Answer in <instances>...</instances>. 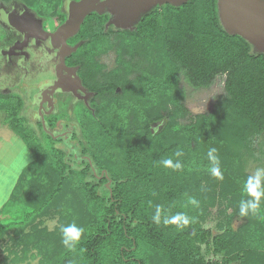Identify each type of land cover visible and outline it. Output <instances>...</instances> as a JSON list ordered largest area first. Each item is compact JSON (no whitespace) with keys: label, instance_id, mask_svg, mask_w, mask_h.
<instances>
[{"label":"trees","instance_id":"1","mask_svg":"<svg viewBox=\"0 0 264 264\" xmlns=\"http://www.w3.org/2000/svg\"><path fill=\"white\" fill-rule=\"evenodd\" d=\"M58 1L54 17L63 21L65 0ZM24 7L44 19L32 5ZM109 19L108 14L87 16L71 39L70 45L78 48L67 59L78 66L83 85L94 93L79 116L85 118L81 133L87 143L79 144L81 161L72 158V166L66 164L65 157L44 151L24 131L17 121L22 107L18 95L10 104L7 95L0 100L10 128L34 156L0 210V216L11 214L0 222V243H11L8 253L14 261L37 264H205L199 245L205 246L206 254L222 253L232 235L230 226L218 235L203 229L199 210L187 198L205 201L201 191L211 195L215 189L228 207L247 198L245 164L252 155L246 154L264 135V53L226 32L217 0L166 3L141 15L131 31H114L112 26L105 30ZM95 46L119 51L116 68L105 77H100L102 66L93 65L82 52ZM125 54L129 60L121 58ZM151 67L154 73L147 70ZM180 73L194 89L208 88L220 77L224 90L214 111L184 126L175 124L186 114L183 107L158 109L162 98L177 99ZM134 86L139 90L132 95L116 92H129ZM104 94L113 104L100 102ZM164 112L168 122L163 134H168L155 146L148 123L164 118ZM211 148L217 149L222 180L210 173ZM176 151L183 155L177 157ZM164 159L178 161L182 168H165ZM94 166L105 175L96 177ZM157 205L162 206V220L163 214L184 213L192 223L183 230L155 224ZM260 209L264 211V201ZM56 215L60 226L48 234L43 219ZM72 223L85 230L75 251L63 246L60 232L61 225ZM247 239L235 236L238 251L222 264H253L249 250L242 249Z\"/></svg>","mask_w":264,"mask_h":264},{"label":"rangeland","instance_id":"2","mask_svg":"<svg viewBox=\"0 0 264 264\" xmlns=\"http://www.w3.org/2000/svg\"><path fill=\"white\" fill-rule=\"evenodd\" d=\"M1 1L7 0H0V2ZM13 1H16L18 4L21 3L20 5L22 6H25L26 4L32 5L34 9H36L38 13L44 18L43 21L46 23L45 28L47 30H53L54 27L59 23L60 19L54 17V14L59 8L58 0ZM163 5L164 4L155 5L148 11L153 10L155 7L162 8ZM106 25L105 30H108L112 27L114 31L132 30V28L119 29L112 25V27H107ZM8 33L7 27L0 23V45L3 42L6 43L8 41ZM73 38L75 40V37ZM82 52L84 54L87 53V60L89 59L92 61L93 65L99 66V68L102 66L100 77H105L108 72L113 71V69H115L117 66L115 59L116 56L119 55V51L115 52L111 50L105 52L102 51L101 47L95 46L91 47L89 50L84 49ZM126 53L130 55L129 50H127ZM128 54H125V56L121 55V58L129 60ZM34 59L35 60L33 63L35 68H30L26 73L24 68L20 67L21 69H19L15 63L13 64L12 61H8L3 56H0V100H3L2 98L9 96L8 100L10 104L13 102L12 99H14L15 95H18L22 102V107L19 110V114L17 115V121L20 123V125H22L24 131H27L33 138L35 137L34 139L36 140V143L44 151H56L54 153L56 156L59 157L61 155L65 157L66 164L68 161V163L72 166V158H77L78 162L82 160L80 152L78 153L79 144L85 146L87 145L81 133L83 125L86 126V123H83L85 118H79V116L83 113V107L79 104H75L70 107V97L65 94L64 96L66 97V102L62 104L58 103L54 113H52L50 116L43 117L42 109L39 110L38 108L37 110L36 108L38 101L37 93L40 90V87L44 86V84L48 82V79L52 78L51 71L54 61H47L46 56H43V58L36 56ZM69 62L71 61L69 60ZM153 68L151 67L147 70L154 73ZM177 78L178 79L175 86V89L177 90V94L175 96L177 99L172 100L171 97L170 100L162 98L161 102H158V109L160 110L161 108L165 107L166 112H171L173 109L183 107L186 110V114H184L183 117L175 119V124L178 126L189 125L191 122L193 124V121H197V117L205 116L206 114L211 113L216 108V102L220 99V97L224 96L223 79L220 77L217 78L210 87L200 89L192 88L181 73L178 74ZM138 90L137 87L134 86L132 90H129V92H124L121 88H118L116 92L117 94L121 95H123V93L132 95ZM102 97L103 98L100 99V102L111 101L113 104V100H109L108 94H104ZM93 98L94 93L89 96L88 100L91 101ZM166 112H164V118L158 121H149L148 123L149 129L151 130V134L153 136L152 138L155 139V142H153L155 143V146L157 141H160L168 134L167 132L163 134V130L168 122ZM7 115V112L0 111V210L9 201L13 188L16 185L20 174L34 161L33 153L24 144L22 139L10 128ZM42 121H44L45 128L42 125ZM71 132L72 137L70 138L68 134ZM148 143H150V141ZM247 153L248 154L246 155L250 154L252 157L247 156L248 160L245 164L246 172L248 175H252L256 168L264 167V135L257 138L253 144L252 151ZM78 154L79 156H77ZM73 167V169L79 168L77 165H74ZM96 167H93L94 175L101 178L102 175L105 174ZM206 185L207 183L202 182L201 188L206 189ZM217 190L218 189H215L216 194L211 195H209L206 190L205 193L202 190L201 194H204L202 197H204L205 201H198L199 207L193 206V208L194 210H199L200 212V225L203 229L210 230L214 235H218L227 229V226H230V234L232 235L227 237L225 243L226 247L222 250L223 252L219 254H206L205 246L199 245L200 253L203 256L204 263L222 264L223 259L231 257L232 254L237 252L239 245L235 243L234 237L236 236L249 237V239L243 243L242 249L249 250L248 253L250 261L253 264H264V211L260 209L257 215L249 213L247 217H241L239 215V203H237V206L228 207L227 203L220 200L218 195L219 190ZM190 197L192 198V196ZM10 216L11 214L7 216H0V222L7 221ZM58 226H60V222L57 215L52 216L51 218L43 219L42 227L46 228L48 234L53 232ZM8 235L12 237L13 233L8 231ZM10 244L11 243L9 241L6 243H0V264H3V262H5V264L38 263L35 260L31 261L29 259L26 262L14 261L15 256H12L8 253V249L11 246ZM233 247H235L237 250H235ZM21 254L22 253H19L18 251V257H21Z\"/></svg>","mask_w":264,"mask_h":264},{"label":"water","instance_id":"3","mask_svg":"<svg viewBox=\"0 0 264 264\" xmlns=\"http://www.w3.org/2000/svg\"><path fill=\"white\" fill-rule=\"evenodd\" d=\"M186 1L187 0H65L63 8L67 15L66 19L53 33L43 31L41 27L42 21L35 19L32 13L26 12L25 14L30 18V22L36 25L38 33H40L39 38L42 40L49 38L47 43L48 47L58 49L55 53V56L58 58L55 72L59 81L52 90L48 92L52 94L58 86H62L63 89L68 91L71 90L60 81L63 71L72 72L75 76L73 80L75 86L84 90L79 78L76 76L77 68H68L65 65V58L74 53L78 48L77 45L70 47L67 44V40L79 32L85 18L91 13L96 12L101 15L106 10L112 16L111 20L107 22V27L112 25L119 29H131L140 16L148 12L151 7L166 3L179 6ZM217 7L220 22L228 34L242 37L248 41L256 51L264 53L263 0H217ZM28 38L29 35H24L22 43H15L7 50H0V55L9 56L15 51L20 50L26 44ZM46 92L47 91H43L42 95ZM72 92H75L74 88ZM40 104L39 110L43 102ZM42 125L45 128L44 121H42Z\"/></svg>","mask_w":264,"mask_h":264},{"label":"flooded vegetation","instance_id":"4","mask_svg":"<svg viewBox=\"0 0 264 264\" xmlns=\"http://www.w3.org/2000/svg\"><path fill=\"white\" fill-rule=\"evenodd\" d=\"M26 12L32 13L26 7L18 4L16 1L7 0V1L0 2V23L4 25L5 27H7L8 32H9L8 39H7L8 41L6 43L3 42L0 45V50H7L11 46H13L15 43H22L24 35H29V38L27 39L26 44L20 50L15 51L13 54L9 56L4 55L3 57L7 59L8 61H12L13 64L15 63L19 69H21L20 67L24 68L26 73L29 71L30 68H33V67L35 68L33 61L35 60L34 57L36 56H39V58H43V56H46L47 61L48 60L54 61L52 64V71H51L52 78L48 79V82H46L44 86L40 87V90L37 93L38 94V101L36 104L37 110L41 105L40 103L43 102L41 106L43 117L50 116L52 113L56 111L58 103L62 104L66 102L65 101L66 97L64 96L65 94H67L68 97H70L69 98L70 107H72L75 104H79L82 107L84 106L86 108H89L90 101L88 99H89V96L92 94V92H89L88 89L83 85V82L81 81L78 75V71H79L78 66L71 65V63L67 61V59L71 55L65 58V65L68 68H77L76 76L79 78L81 82V86L84 90H81L79 87L75 86L73 82L75 76L73 75L72 72L63 71L62 76H61L62 79L60 81L64 85H67L71 90L68 91L66 89H63L62 86H58L52 94L48 92V91H51L52 88L55 86V84L59 81L57 78L56 72H55V66L58 63V58L55 56V53L57 52L58 49L48 47L47 43H48L49 38H46L45 40H42L41 38H39L40 33H38L36 25L30 22V18H28L27 15L25 14ZM93 13H96V12H93ZM32 14L34 15L35 19L42 21L41 27L43 31L48 32V33H53L66 19L65 17L63 21L59 20V23L54 27L53 30L50 31L45 28V25H46L45 21L38 18L34 13ZM102 14H108L110 16L109 20H111L112 16L106 10ZM35 35H36V38H35ZM72 38L67 40V44L70 47L75 46V45H70ZM73 88L75 89L74 93L72 92ZM43 91H47V92L44 95H42ZM68 136H70L71 138L72 132L69 133Z\"/></svg>","mask_w":264,"mask_h":264},{"label":"clouds","instance_id":"5","mask_svg":"<svg viewBox=\"0 0 264 264\" xmlns=\"http://www.w3.org/2000/svg\"><path fill=\"white\" fill-rule=\"evenodd\" d=\"M216 153L217 149L211 148L207 154L212 165L210 173L212 177L222 180L223 173L220 169L219 159ZM175 155L180 157L183 155V152L176 151ZM162 163L165 168H171L173 170H180L182 168L181 163L178 161L174 163L172 159H164ZM243 193L247 198L241 199L239 202V215L241 217H247L249 213L257 215L261 207V202L264 201V167L256 168L255 172L246 178L243 183ZM188 203L194 207H199V202L195 198H189ZM162 213V206L157 205L155 215L152 217L155 224L160 225L162 222L165 226L171 225L175 226L177 230H183L192 223V219L184 213H177L172 216L163 214V220ZM84 231L83 227H78L75 223L61 225L60 232L63 246L69 251H75Z\"/></svg>","mask_w":264,"mask_h":264}]
</instances>
